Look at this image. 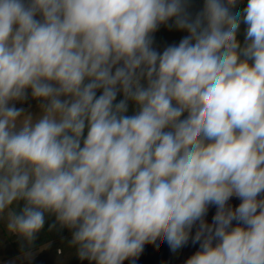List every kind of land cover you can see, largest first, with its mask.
<instances>
[{
    "label": "clouds",
    "instance_id": "9594fccd",
    "mask_svg": "<svg viewBox=\"0 0 264 264\" xmlns=\"http://www.w3.org/2000/svg\"><path fill=\"white\" fill-rule=\"evenodd\" d=\"M236 3L192 18L186 0H0L10 234L31 245L54 216L80 260L123 264L198 224L186 264H264V0ZM169 21L188 35L161 52ZM29 90L35 117L15 106Z\"/></svg>",
    "mask_w": 264,
    "mask_h": 264
},
{
    "label": "rangeland",
    "instance_id": "374dc122",
    "mask_svg": "<svg viewBox=\"0 0 264 264\" xmlns=\"http://www.w3.org/2000/svg\"><path fill=\"white\" fill-rule=\"evenodd\" d=\"M187 12L192 18L202 12L205 0H186ZM247 0H237L233 12H242L246 7ZM247 26L241 23L237 33V40L241 46L245 43V34ZM188 33L175 27L174 21L159 26L158 30L153 33V47L158 51H163L165 47L171 44H178ZM98 95L100 92L97 93ZM123 99L122 94H118L117 102ZM40 101L31 97L30 90L28 98L24 101L15 102L17 108H22L25 113L35 117L40 113ZM134 104L129 101V112L133 114ZM186 115V113H185ZM241 201L239 198L232 197L229 200L231 207L235 208ZM22 206V202L21 205ZM216 213L215 206H209L205 220L211 224ZM55 223V217L49 216L46 219L44 228L38 233L35 241L29 245L19 237L8 232L6 221L0 218V264H93L88 260H80L76 254V248L70 245L71 232L67 228H52L50 225ZM199 225L193 227L188 243L180 249L173 250L174 264H186V261L197 250L199 243L193 244L194 237Z\"/></svg>",
    "mask_w": 264,
    "mask_h": 264
},
{
    "label": "water",
    "instance_id": "95a60500",
    "mask_svg": "<svg viewBox=\"0 0 264 264\" xmlns=\"http://www.w3.org/2000/svg\"><path fill=\"white\" fill-rule=\"evenodd\" d=\"M174 264L172 248L167 242L157 240L146 243L140 254L132 260H125L123 264Z\"/></svg>",
    "mask_w": 264,
    "mask_h": 264
}]
</instances>
